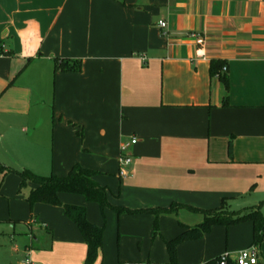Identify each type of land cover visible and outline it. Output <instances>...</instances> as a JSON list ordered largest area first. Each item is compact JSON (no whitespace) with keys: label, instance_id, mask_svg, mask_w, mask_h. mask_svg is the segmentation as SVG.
<instances>
[{"label":"crops","instance_id":"0c3cea01","mask_svg":"<svg viewBox=\"0 0 264 264\" xmlns=\"http://www.w3.org/2000/svg\"><path fill=\"white\" fill-rule=\"evenodd\" d=\"M55 59L79 60L82 70L55 72ZM215 60L227 63L228 107L210 73ZM133 138L122 179L121 147ZM4 159L37 175L98 171L111 204L130 210H209L228 199L238 216L256 207L264 215V0H0ZM25 199L9 200L13 232L19 221L28 228L10 264H85L87 246L63 208L31 210ZM61 200L106 225L95 264H170L165 242L182 233L180 223L197 224L181 209L160 216L154 237L150 214L107 209L104 221L82 196ZM252 240L251 223L215 226L178 248V264L235 255ZM258 250L264 264V241Z\"/></svg>","mask_w":264,"mask_h":264},{"label":"trees","instance_id":"16d2710c","mask_svg":"<svg viewBox=\"0 0 264 264\" xmlns=\"http://www.w3.org/2000/svg\"><path fill=\"white\" fill-rule=\"evenodd\" d=\"M224 68L227 70L223 71ZM81 70L82 64L79 60L55 59V72L79 73ZM227 72L228 68L226 62L220 60L211 62V76H218L224 86L226 93L223 101L224 107L229 106L230 82ZM232 149V142H230V156H232ZM5 171H8V168L0 164V172ZM17 173L21 178L22 184L31 181L34 185L30 194L25 199L31 210H33L34 206L37 204L63 208L67 218L79 229L84 243L87 246L85 264H95L98 260L99 252L103 247L106 225L98 226L92 223L88 219L87 208L85 206L64 204L61 200V195L63 194L82 196L87 203L98 205L105 220V211L107 209L116 212L118 217L124 214H150L154 216V237L160 235L159 218L162 215H173L181 209L203 215L204 221L196 226L188 227L181 223L180 226L183 228L182 233L165 242L170 257V264H178L177 252L182 244L202 239L206 234L210 233L215 226L229 228L233 225L251 223L253 226L252 246L259 249L264 241V215L260 207L253 208L249 210L247 214L238 216V213L231 211L228 199H223L220 207L209 210L180 203H174L168 208L130 210L123 206L112 205L109 200V188L100 186L96 182V177L99 175V172L84 168L81 165H75L64 177L54 174L47 177L39 176L29 170H22ZM219 261L220 257L207 264H219ZM227 264L235 263L233 261H228Z\"/></svg>","mask_w":264,"mask_h":264},{"label":"rangeland","instance_id":"374dc122","mask_svg":"<svg viewBox=\"0 0 264 264\" xmlns=\"http://www.w3.org/2000/svg\"><path fill=\"white\" fill-rule=\"evenodd\" d=\"M4 160H5L4 163H1L0 160V164L7 167L8 171L0 172V264H10V262L15 263L19 260L17 257L15 258V256L11 253V249L12 247H14V245L18 243V241H20L19 239H21L24 236L28 228L26 229L27 226H24L25 224H23L22 221H19L16 222L15 224L16 229L15 232H13L12 227L14 225L10 224L7 219L10 214L9 200H11V197L13 199H17V198L25 199L27 194L32 189L33 183L31 181H28L26 184H22L21 178L17 173L19 171H22V169L16 168L11 159H4ZM39 176L47 177L50 176V174L39 175ZM10 194L12 195L10 196ZM114 214L117 216L116 212H114ZM100 215L101 216L103 215L101 210H100ZM187 215H189L188 217L190 218L189 219L190 222H194V223L197 222V224H199V222L202 223L204 221V216L201 214L190 212L187 213ZM200 219L201 221H198ZM21 227L24 229H21ZM33 232L37 233V235L40 233H45V234L47 233L46 229L44 228L41 229L39 227L36 228ZM14 233L16 234V236H14L16 241L12 242L14 238H11V236ZM153 236H154V229H153ZM159 236H161V234Z\"/></svg>","mask_w":264,"mask_h":264},{"label":"built area","instance_id":"2783aa9c","mask_svg":"<svg viewBox=\"0 0 264 264\" xmlns=\"http://www.w3.org/2000/svg\"><path fill=\"white\" fill-rule=\"evenodd\" d=\"M159 26L160 28H166L168 24L166 22H161ZM193 37H195V35H193ZM196 42L199 46L204 45V39L201 37H196ZM226 70V68L223 69V71ZM137 143L138 140L133 138L129 143L123 144L121 147L119 177L122 179L130 177L131 159L128 153L129 150ZM228 261H233L235 264H259V250L252 246L248 249L237 252L235 255L224 253L220 257L219 264H227ZM23 264H32V261L30 258H27Z\"/></svg>","mask_w":264,"mask_h":264}]
</instances>
